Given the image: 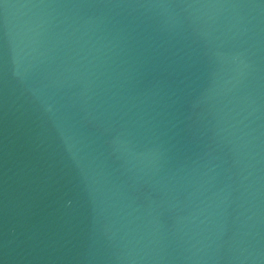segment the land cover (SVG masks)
<instances>
[{
  "label": "water",
  "instance_id": "1",
  "mask_svg": "<svg viewBox=\"0 0 264 264\" xmlns=\"http://www.w3.org/2000/svg\"><path fill=\"white\" fill-rule=\"evenodd\" d=\"M0 264H264V0H0Z\"/></svg>",
  "mask_w": 264,
  "mask_h": 264
}]
</instances>
